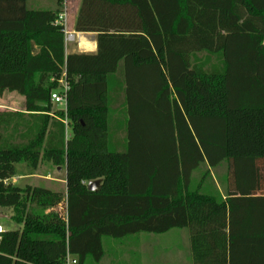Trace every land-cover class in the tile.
Segmentation results:
<instances>
[{"label":"trees","instance_id":"trees-1","mask_svg":"<svg viewBox=\"0 0 264 264\" xmlns=\"http://www.w3.org/2000/svg\"><path fill=\"white\" fill-rule=\"evenodd\" d=\"M26 1L0 0V96L26 105L0 112V207L20 226L0 264L100 262L105 237L174 229L193 264H264V0H83L75 29L98 34V53L68 56L64 0ZM61 80L66 113L51 98ZM42 162L65 167L66 196L5 183ZM225 162V195L201 191Z\"/></svg>","mask_w":264,"mask_h":264},{"label":"rangeland","instance_id":"rangeland-1","mask_svg":"<svg viewBox=\"0 0 264 264\" xmlns=\"http://www.w3.org/2000/svg\"><path fill=\"white\" fill-rule=\"evenodd\" d=\"M202 56L200 55V57ZM55 108L59 107L55 106ZM3 109V98L0 96V110L3 111ZM119 110L117 108L116 111L119 112ZM111 126L113 127V125ZM66 134L71 135V128H68ZM115 137L122 140L124 134L120 131ZM228 167L229 164L225 162L220 167L211 169L210 176L207 177L200 190L206 194L223 195L226 191ZM206 170V166L201 165L193 173L192 189L199 188ZM65 176V167L59 169L42 162L37 170H32L26 164L16 165L14 178L18 179L15 185L22 189L26 186H34L65 193ZM13 215L12 208L0 207V226L4 231L20 229V226L12 220ZM103 248L105 256L100 262L89 257L86 264H193L187 229H174L164 234L142 233L123 239L105 237Z\"/></svg>","mask_w":264,"mask_h":264},{"label":"crops","instance_id":"crops-1","mask_svg":"<svg viewBox=\"0 0 264 264\" xmlns=\"http://www.w3.org/2000/svg\"><path fill=\"white\" fill-rule=\"evenodd\" d=\"M82 2L83 0H64L62 14L65 16L63 24L65 28V52L67 56L74 54L96 55L98 53V34L95 32L80 33L75 29ZM26 6L32 11H57L60 9L58 0H27ZM100 22L103 23V19L100 20ZM68 35L73 37L72 41L68 40ZM116 76L120 78L124 77L122 66ZM2 98L4 109L3 111L0 110V112H25L26 105L24 97L17 93L5 92L2 95ZM12 181H14L13 184L15 185L18 182V179L12 178ZM64 183L66 186V179ZM45 189L51 190L49 188ZM51 191L58 192L57 190ZM64 194L66 196V192ZM224 195L225 193L223 196Z\"/></svg>","mask_w":264,"mask_h":264},{"label":"built area","instance_id":"built-area-1","mask_svg":"<svg viewBox=\"0 0 264 264\" xmlns=\"http://www.w3.org/2000/svg\"><path fill=\"white\" fill-rule=\"evenodd\" d=\"M64 14H60L59 18L56 20V24L57 25H63L64 22ZM64 32H65V28H64ZM68 40L72 41L73 37L71 35H68ZM67 92H68V86L67 83L64 80L60 81V88L56 91H54L51 95L52 98V102L54 103L55 106L63 109L65 111V113L67 112ZM65 125H66V131H68V121L65 120L64 121ZM67 139H72V136L69 134H66ZM6 184L8 183H14V181H12V179L10 181H6ZM66 201V200H65ZM66 202L62 203L60 206L57 207L56 210H58L60 213L62 214H66ZM5 231L3 230L2 226H0V243L2 241V235ZM65 264H78V258L71 255L70 253H67V256L65 258Z\"/></svg>","mask_w":264,"mask_h":264},{"label":"water","instance_id":"water-1","mask_svg":"<svg viewBox=\"0 0 264 264\" xmlns=\"http://www.w3.org/2000/svg\"><path fill=\"white\" fill-rule=\"evenodd\" d=\"M59 169H60V168H59ZM100 184H101V181H100V180L90 182V183L88 184V191H90V192H95V191L98 189V187L100 186Z\"/></svg>","mask_w":264,"mask_h":264}]
</instances>
